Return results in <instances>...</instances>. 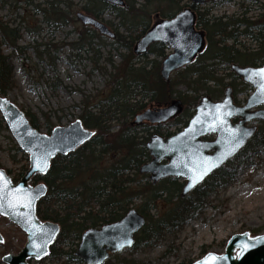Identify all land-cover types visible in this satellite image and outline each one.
<instances>
[{"label":"trees","instance_id":"obj_1","mask_svg":"<svg viewBox=\"0 0 264 264\" xmlns=\"http://www.w3.org/2000/svg\"><path fill=\"white\" fill-rule=\"evenodd\" d=\"M62 2L44 0L39 4L43 5L41 8L36 5V13L43 15L44 21L52 27L66 24L68 10L60 8ZM189 6L196 11L195 25L204 32L206 46L195 60L177 70L185 73L177 82L171 79L164 81L156 66H152L153 62L158 63L153 59L140 64L135 62L133 47L155 21L172 17L181 10L179 0H123V5L117 6L103 0H86L81 6L82 12L100 20L105 11L115 13L118 25L126 34L115 32L113 41L126 48L130 57L122 61L121 72L117 70L115 75L112 74L106 91L98 96L96 102L84 103L78 115L83 126L95 130L93 136L67 155L52 158L45 174L32 177V184L43 182L47 187L46 194L36 203L37 217L59 225V232L46 255L51 261L64 257L66 261L83 264L75 254L81 234L88 228L119 220L131 206L144 216L145 223L135 233L130 249L154 247L180 232L190 219L201 213L211 195L236 181L247 152L264 151V121H260L245 147L186 195L181 194V180L167 177L153 184L148 174L139 171L140 166L150 159L147 139L153 135H171L167 129L161 131V128L172 122L181 121L185 126L203 95L218 100L229 87L235 103H238L235 94L251 88L242 82L232 66H240L241 63L258 66L256 62L264 57V7L255 20L232 17L223 20L221 17L209 18L206 11H197L198 7L192 2ZM84 27L83 32H87V27ZM240 27L242 29L238 30ZM19 37L16 29L7 27L0 19V46L11 49L9 55L0 50V94L4 96L15 87L12 60L21 53L16 44ZM92 37L100 35L93 30L92 34L81 36L88 44ZM239 37L257 42L256 50L241 51ZM165 49V45L154 43L146 54L164 58ZM221 63L230 66L227 76L231 80L224 81L223 77L216 75ZM180 83L194 94L183 95L177 91L175 86ZM200 90L205 93L199 94ZM174 93L178 95L175 97ZM175 98L181 100V111L165 124L149 125L153 129L149 138L138 137L135 123L126 118L140 112L147 101L163 105ZM21 110L34 128L40 130L42 127L47 134L51 132L52 124L48 118L40 125L34 114ZM112 119L122 122L116 131L109 124ZM27 168L28 164L22 167V171ZM5 170L10 175V170ZM23 173L12 175V181L16 182ZM206 247H201V254L206 253ZM171 253V246L167 245L160 257H168ZM118 254L110 255L102 264H158L154 260L119 257ZM111 258H114L113 262ZM193 261L183 260L177 264H191Z\"/></svg>","mask_w":264,"mask_h":264},{"label":"rangeland","instance_id":"obj_2","mask_svg":"<svg viewBox=\"0 0 264 264\" xmlns=\"http://www.w3.org/2000/svg\"><path fill=\"white\" fill-rule=\"evenodd\" d=\"M42 1L44 0H0V19L7 27L16 29L20 34L16 44L21 48L20 56H14L12 60L15 87L8 91L6 96L19 107L34 114L40 125L48 118L53 128L67 126L78 118L84 103L96 102L98 96L106 91L112 74L115 75L117 70L121 72L122 61L130 56L126 48L114 43V38L99 34L100 37L90 38V44L82 40V35L92 34L95 30L91 26H86L88 30L83 32L85 27L75 16L77 12H82L81 6L86 0H62L64 2L60 8L68 10V21L58 27L48 25L44 21V16L36 13V5ZM190 3L191 0H179L181 10ZM42 6L39 5V8ZM196 6L197 11H206L209 18L221 17L225 20L232 17L255 20L262 14L264 0H221ZM194 12L196 13L195 10ZM101 20L113 33L126 34L124 28L118 25L119 19L114 12L105 11ZM152 21L153 18L151 23ZM241 29L242 27L238 30ZM238 42L241 51L251 52L258 46L257 42L245 37H239ZM227 44H230V41H227ZM0 50L5 55L11 54V49L4 45L0 46ZM171 51L172 49L166 47L165 55ZM134 56V61L139 64L150 59L155 60L158 63L153 62L152 66H156L159 72L162 57L152 54ZM261 62H264V57L257 61L256 65ZM229 67L225 63L219 64L216 75L223 77L224 81L231 80L227 76ZM184 74V71L181 73L174 71L170 79L177 82ZM175 89L183 95L194 94L183 83L177 84ZM250 91L236 93L237 104L244 103ZM204 93V90L199 91V94ZM177 95L174 93L173 96ZM152 106L157 105L147 101L142 110ZM126 119L134 121V116ZM121 123L117 119L109 122L113 131H116ZM149 125L147 122L135 124L138 137L149 138L153 131ZM183 127L181 121L172 122L162 127L161 131L167 129L175 133L181 131ZM40 131L43 133L44 129L40 127ZM212 138L213 136H207V139ZM245 157V162L239 167L236 181L225 190L211 195L202 212L190 219L180 232L152 248L124 249L118 252L119 257L154 260L158 264H177L183 260L195 261L201 258L202 246H207L206 253L223 252L227 239L233 234L246 231L252 235L263 233L264 151L247 152ZM27 164V154L18 147L0 114V167L10 170L11 177L24 172L22 167ZM137 203L138 201L135 202ZM0 234L3 238L0 242V264H6L2 261V256L7 253L17 254L25 242L26 234L3 215H0ZM167 245L171 246L172 253L161 258L160 253ZM113 260L114 258H111V262ZM29 263L79 264L66 261L64 257L51 261L46 256L38 260L29 259Z\"/></svg>","mask_w":264,"mask_h":264},{"label":"water","instance_id":"obj_3","mask_svg":"<svg viewBox=\"0 0 264 264\" xmlns=\"http://www.w3.org/2000/svg\"><path fill=\"white\" fill-rule=\"evenodd\" d=\"M113 6L123 0H103ZM220 0H192L194 4ZM76 18L91 25L102 35L113 36L100 20L77 12ZM195 12L185 7L174 16L159 19L136 41L133 52L141 55L154 43H161L172 51L162 60L159 74L168 81L173 71L189 64L204 48L205 35L195 26ZM233 71L252 91L243 104L233 101L231 88L223 98L214 101L203 95L195 113L186 126L173 135H153L146 143L151 159L140 166L141 173L149 174L152 183L172 177L183 180L182 195L191 192L214 170L233 158L255 133L256 123L264 121V64L260 66H232ZM181 100L173 99L163 106H155L137 113L133 123H165L181 111ZM0 114L18 147L28 156V168L17 182L0 168V215L6 216L25 234L26 239L17 254H4L6 264H30L49 251L59 232V225L42 221L36 215V203L46 193L43 182L31 184L36 174H45L50 161L57 155H67L89 140L94 130L83 126L76 118L67 126H55L49 134L42 133L28 121L24 112L7 96L0 94ZM237 119V121H233ZM213 135L211 140L203 137ZM16 197H22L17 200ZM30 206H25L28 201ZM16 204L10 207L9 203ZM145 223L135 208H130L119 220L100 227L88 228L80 236L75 251L84 264H102L110 254L129 248L134 235ZM3 240L0 234V242ZM264 264V233L250 235L242 232L231 235L221 253L207 252L191 264Z\"/></svg>","mask_w":264,"mask_h":264},{"label":"snow or ice","instance_id":"obj_4","mask_svg":"<svg viewBox=\"0 0 264 264\" xmlns=\"http://www.w3.org/2000/svg\"><path fill=\"white\" fill-rule=\"evenodd\" d=\"M260 72H261V74H264V70H260ZM0 175H2V174H0ZM16 199L17 200H20V199H22V197H16ZM30 204H31V201L29 200L28 201V203L27 204H25V206H30ZM3 205L2 204H0V207H2ZM9 206L10 207H16L17 205L16 204H13V203H9ZM205 264H207V262H205Z\"/></svg>","mask_w":264,"mask_h":264}]
</instances>
